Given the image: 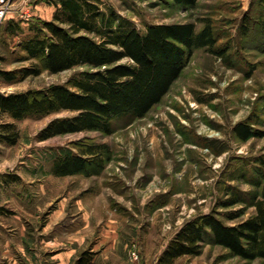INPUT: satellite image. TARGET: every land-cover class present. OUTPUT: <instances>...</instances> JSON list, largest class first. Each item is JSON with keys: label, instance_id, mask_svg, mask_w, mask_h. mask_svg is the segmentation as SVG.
<instances>
[{"label": "rangeland", "instance_id": "rangeland-1", "mask_svg": "<svg viewBox=\"0 0 264 264\" xmlns=\"http://www.w3.org/2000/svg\"><path fill=\"white\" fill-rule=\"evenodd\" d=\"M21 1L27 2L31 17L9 14L0 26V92L67 84L85 68L44 72L26 80L4 75L36 62L23 60L26 54L20 43L30 34L31 23L50 21L56 11L47 0ZM95 1L143 33L156 24L193 22L200 30L210 23L218 38L215 49L228 52L221 57L197 50L160 104L145 118L115 121L110 136L84 132L40 141L38 134L50 121L71 113L22 121L0 114V133L6 123H14L20 132L17 145L0 146V157L10 176L16 171L31 176L34 170L40 179L34 207L32 198L26 197L27 186L25 196L16 199L18 206L34 212L26 225L39 240L35 264H56L58 256L73 252L66 264H77L83 252H88L93 264H158L185 222L216 207L224 211L219 203L233 192L253 191L248 179H256L258 169H264V138L242 142L233 132L240 122L264 131V10L257 0H199L194 8L175 5L173 0ZM245 16L252 21L247 37L241 33ZM11 20L20 23L24 33L7 34L5 27ZM96 143L109 147L104 169L54 175L55 160L63 151L77 153L78 146ZM254 213V208L249 209L243 219ZM175 264L264 261L245 262L207 244L200 256L182 257Z\"/></svg>", "mask_w": 264, "mask_h": 264}, {"label": "trees", "instance_id": "trees-1", "mask_svg": "<svg viewBox=\"0 0 264 264\" xmlns=\"http://www.w3.org/2000/svg\"><path fill=\"white\" fill-rule=\"evenodd\" d=\"M257 1L264 10V0ZM47 2L56 9L53 19L31 23L30 34L20 43L26 54L23 60L36 62L4 75L9 80L18 76L26 80L44 72L60 74L77 67L85 70L67 84L20 93L0 92V114L14 121L71 113L50 121L39 132L40 141L84 132L110 136L115 132V121L145 118L160 104L197 50L212 51L221 57L228 52L215 49L218 38L210 23H204L200 30L193 22L156 24L143 33L113 9L103 10L95 0ZM173 2L194 8L199 0ZM251 22L247 16L243 18L241 33L246 37L251 32ZM5 32L12 36L24 33L21 24L12 20ZM1 128L0 141L17 145L20 140L17 126L6 123ZM233 132L242 142L264 138V131L243 122ZM77 149V153L63 151L55 160L54 175L68 177L86 174L91 168H105L104 157L109 153L106 144ZM248 182L254 190L233 192L218 205L224 211L216 207L185 222L158 264H175L182 257L200 256L207 244L222 247L230 256L245 262L264 261V169H258L256 179ZM251 208L255 213L243 219ZM77 264L93 261L88 252H83Z\"/></svg>", "mask_w": 264, "mask_h": 264}, {"label": "crops", "instance_id": "crops-1", "mask_svg": "<svg viewBox=\"0 0 264 264\" xmlns=\"http://www.w3.org/2000/svg\"><path fill=\"white\" fill-rule=\"evenodd\" d=\"M0 143L1 147L2 144H5ZM17 177L20 180H17ZM39 184L40 179L35 177L34 170L31 176L24 175L22 171H16L10 176L0 157V264H35L34 260L39 256L37 248L39 240L34 237L33 232H29L26 225V220L34 212L18 206L20 203L16 201V199H22L25 196L23 190L27 186L29 193H26V197L29 200L32 198L30 203L34 207L35 197L38 198L40 193ZM8 211H12L13 214ZM74 254L76 253L58 256L55 263L66 264V260L70 261Z\"/></svg>", "mask_w": 264, "mask_h": 264}, {"label": "built area", "instance_id": "built-area-1", "mask_svg": "<svg viewBox=\"0 0 264 264\" xmlns=\"http://www.w3.org/2000/svg\"><path fill=\"white\" fill-rule=\"evenodd\" d=\"M27 2L21 0H0V26L4 24L9 14H15L21 18H30L31 9H27ZM133 257L137 258V255L133 253Z\"/></svg>", "mask_w": 264, "mask_h": 264}]
</instances>
